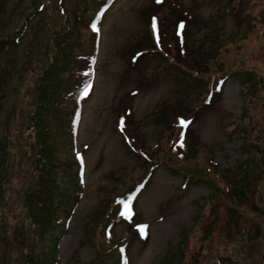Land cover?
Returning a JSON list of instances; mask_svg holds the SVG:
<instances>
[{
    "label": "rangeland",
    "instance_id": "374dc122",
    "mask_svg": "<svg viewBox=\"0 0 264 264\" xmlns=\"http://www.w3.org/2000/svg\"><path fill=\"white\" fill-rule=\"evenodd\" d=\"M90 2L0 0V264H117L107 240L131 227L120 264H264V0H108L96 22ZM44 64L70 126L57 192L30 206L39 186L22 138L37 131L23 110ZM229 73L206 104L204 81ZM84 78L77 100L72 84ZM49 126L52 145L60 130ZM147 158L162 162L144 177ZM76 177L73 211L56 220Z\"/></svg>",
    "mask_w": 264,
    "mask_h": 264
},
{
    "label": "trees",
    "instance_id": "16d2710c",
    "mask_svg": "<svg viewBox=\"0 0 264 264\" xmlns=\"http://www.w3.org/2000/svg\"><path fill=\"white\" fill-rule=\"evenodd\" d=\"M105 1L106 0H91L89 5L87 6L88 12H89L91 6H92V9H94L97 6L98 9L96 11H99L102 7H104ZM94 17L95 16L93 15L91 20ZM58 35H61V33ZM17 40L19 42V38H17ZM0 46L2 47V46H4V44L0 43ZM183 54H185V53H183ZM211 57H213V58H211V59L208 58L206 63H204L205 66H210V64H211L210 61H212L216 58L215 56H211ZM79 59L77 58V63L79 65L80 69H79V71L76 70V72L81 73V71H82L84 73V75L86 76V70L81 69L82 63L79 62ZM61 62H62V67H64L63 70H67L68 73L71 72V69L68 66L67 58H64L63 60L61 59ZM51 64H53L52 61H51ZM45 65L46 64L43 65V68L41 69L40 74L38 75L39 79L35 82V89H36L35 95L33 97V102L30 106V108L32 107V109H28V110L24 109L23 110V113H24V111L27 112L23 116V118H26L28 120L26 130H28L30 128H35V130L37 131V141H35V142H32V141L27 142L28 140H30L32 138L30 135H28L26 137L24 136L25 137L24 139L22 138V142H23L24 146L21 149L22 150L21 157L24 161L28 162L26 164L30 168L29 171L25 172V174L27 176L31 175V178L35 180L33 182L35 184H37V186H39L37 188V190H35V192L32 191L30 193H27L25 196L24 201H26L27 204H30V206H32L33 202L40 203V201L49 197L56 190V188H57L55 185L56 184V176H54V173L56 172L55 170L57 168H61V162L59 160V155H60V150H61L60 149V147H61L60 138H61V135H63L62 133L65 134L68 127L70 126V122H68L66 125L65 122H63L61 119V116H60L61 111H59L60 100L54 93H52L54 91V89H48V87L46 85H44V82L46 81V79H48V77H50L49 70L44 71ZM29 66H30V64L27 65L26 68L28 69ZM34 70H35L34 68L31 69L32 72H34ZM239 73H241V72H239ZM228 75H230V73L220 75L217 79L213 80L212 83H209V80L204 81L203 87H206V85L208 83L210 85V87L213 89L206 96L205 100L208 99L211 103L212 99L215 97V92H218L223 88V86L225 84V79L227 78ZM85 79L86 78L81 79L80 81H77V83L72 84V87H73L72 92L76 94L77 97H75V98L77 100L79 99V96H80L79 91H80L82 85L88 83V79L86 81H85ZM80 85H81V87L79 88ZM72 92L70 93V96L73 100ZM72 111L75 114L78 113L77 106L74 109L72 107L71 108H62L63 120H65L67 118V113H70ZM72 122H73V120H72ZM49 125H51V127H52L51 129L54 133L58 129L60 130V132L59 131L56 132L55 135H57V136H56V138H54V143L52 145L50 143L48 144V142L46 140V137L50 131ZM72 125H74V124L72 123ZM66 135H67V133H66ZM4 149L7 150L5 148V146H3V150ZM258 152H260L262 155H264V150H258ZM145 162L147 163L146 168L149 169V171L144 176V177H147V176H151L153 174V172L156 170V168L162 162V160H157L156 158H147V161L145 160ZM24 163L25 162H22V165H24ZM9 175H10V171L7 170L6 176H9ZM146 179L147 178H145L142 182H144ZM187 179L188 180H186L184 183H182L183 188H186L188 186L190 180L192 179V175L189 174V177ZM80 183L81 182H80L79 178L76 177L75 184L71 185V187H73V189L70 188L63 193V197H67V199H68L67 205L64 208H62V206L64 204H61L60 207H58V210L56 212H59V215L56 217V220L67 217V211H69L70 213H71V210L73 211V209H72L73 204L76 201V198H77V196H79V193L81 191L80 190ZM140 189H142V186L138 185V188L136 189L135 193H137ZM55 192H57V191H55ZM131 195H132V192L130 194H128V196H131ZM61 197H62V195H61ZM64 210H66V211H64ZM116 213H117V210L115 213L112 212V216L108 215L107 216V218H109L108 220L112 221L113 223L119 222L118 220L116 221V215H117ZM55 215L56 214H54L52 216V218H54ZM132 221L133 220H130V225H132ZM48 225L47 226L50 227L51 223H49ZM102 228H103V232H102L103 237H106L105 235L110 236V230L108 231V229L112 228V226L106 223V224H104V226ZM128 235L129 236L127 239L117 240L116 236H114L113 238L112 237L109 238V240H107L105 238L108 241L107 245H106L107 246L106 252L114 254L113 257H115L117 259L116 260L117 264H120L119 263L120 262V254H121L122 248H123V247L120 248V246H122V244H124L125 241L133 239L134 236L136 235L135 229L133 227H131L129 229ZM54 241H56V239ZM119 248H120V252H119ZM31 258H32V256L30 257V259Z\"/></svg>",
    "mask_w": 264,
    "mask_h": 264
},
{
    "label": "snow or ice",
    "instance_id": "6c2138e0",
    "mask_svg": "<svg viewBox=\"0 0 264 264\" xmlns=\"http://www.w3.org/2000/svg\"><path fill=\"white\" fill-rule=\"evenodd\" d=\"M160 2H161V0H157V3H160ZM152 26H153V29H157V22H156V19L155 18H153ZM184 27L185 26L182 23L179 25V28L181 30V34L183 32ZM156 39H157V43H159L160 37H159V32L158 31H157ZM86 93H87V89L85 90V94ZM189 123H190V121H185L183 119L180 120V124L183 127H187ZM181 146H183V142L182 141H181ZM122 215H124L127 218H130L131 217V207H130L129 204H125V210L122 213Z\"/></svg>",
    "mask_w": 264,
    "mask_h": 264
}]
</instances>
